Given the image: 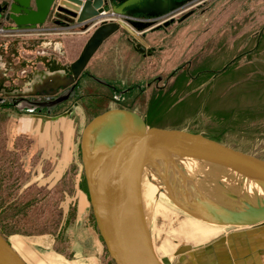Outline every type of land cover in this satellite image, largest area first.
Listing matches in <instances>:
<instances>
[{"label":"rangeland","instance_id":"obj_1","mask_svg":"<svg viewBox=\"0 0 264 264\" xmlns=\"http://www.w3.org/2000/svg\"><path fill=\"white\" fill-rule=\"evenodd\" d=\"M172 15L174 19L168 25L138 34L154 48L152 57L139 59L126 41L129 32L124 27L95 53L86 72L117 77L121 81L115 83L118 89L134 87L122 95L101 83H85L87 76L81 78L79 92L109 93L110 97L94 111L89 102L79 106L71 116L70 136L62 134L58 141L53 139L59 145L66 139L73 142L74 156L68 167L56 172L60 154L57 160L54 154L52 158L47 157L49 152L45 154V150L52 151L51 141L41 144L36 136L27 134V125H21L17 118L16 113L21 112L18 107L0 105V231L29 264H86L89 256H96L101 264H115L93 212L81 144L87 124L109 109H130L142 115L148 125L203 133L264 159V0H185L178 13ZM97 21L90 22V32L84 25L70 30L52 29L67 32L52 35V48L63 54L59 57L61 67L80 55L89 35L100 24ZM5 34L0 36V85L20 88L30 83L33 71L45 68V62L39 60L40 46L22 44L20 33ZM41 34L23 37L40 41L44 37ZM17 41L19 48L15 49ZM119 45L124 49H117ZM157 77L159 81L154 83ZM130 81L141 82V92L137 83ZM68 105L57 108L53 116ZM159 181L164 188L163 180ZM236 182L232 190L243 194L244 184ZM192 186L212 197L204 186ZM178 196L184 199L180 192ZM242 196L241 201L227 199L226 195L225 199L233 207L257 202ZM144 201L151 206L148 225L156 252L174 256L173 264H193L197 259L191 255L198 247L264 226H228L222 230L217 223L202 224L168 199L153 197L152 201Z\"/></svg>","mask_w":264,"mask_h":264},{"label":"water","instance_id":"obj_2","mask_svg":"<svg viewBox=\"0 0 264 264\" xmlns=\"http://www.w3.org/2000/svg\"><path fill=\"white\" fill-rule=\"evenodd\" d=\"M90 6L94 7V11L83 14ZM183 6L184 2L179 0H9L0 6V22L7 20L20 28L34 29L44 25L55 10L59 17L71 20L79 17L78 21L88 18H92L91 21L96 20L104 11L110 10L133 18L143 15L152 20H129V23L100 21L80 56L71 66L60 67V70L56 71L35 70L30 81L35 90L29 89L18 94L55 95L59 87L65 88L79 77L103 41L120 30L121 26L135 37H139L138 34L143 30L159 28L162 24L168 25L169 21L174 19L172 13H178ZM161 17L167 18L157 22ZM5 66L4 63L3 67ZM66 69L71 73L67 74ZM12 94L13 92H9L4 95ZM24 101L41 108L48 107L49 111L61 102L60 99L47 103L26 98ZM98 139L102 150L97 158L91 161L90 151L93 145L99 143ZM81 144L93 212L107 251L115 264L174 262V256L160 260L144 212L141 195L142 171L151 164L159 167L157 171L154 170L156 174L163 175L164 170L170 169L183 174L186 169L181 160H197L203 164V172L199 177H217L215 184L227 191L224 192L227 199L230 197L241 201L242 195L248 199L252 197L247 191H241L243 194H239L232 190L233 188L222 179L237 180L239 186L245 181L255 183L263 189V194L256 193L257 202L253 204L250 201L242 207H233L228 204L227 199L216 200L198 190H184L183 192L189 193L181 200L178 196L181 191L172 187L170 181L165 186L169 190L170 198L181 209L204 221L233 226H255L264 223V159L254 154L234 148L203 133L150 126L142 115L126 108L109 109L95 116L85 127ZM164 178L170 179L166 173L162 179ZM183 184L187 186L186 182ZM0 264H29L1 231Z\"/></svg>","mask_w":264,"mask_h":264},{"label":"flooded vegetation","instance_id":"obj_3","mask_svg":"<svg viewBox=\"0 0 264 264\" xmlns=\"http://www.w3.org/2000/svg\"><path fill=\"white\" fill-rule=\"evenodd\" d=\"M179 1L184 2L185 0H179ZM7 2H9V0H0V6L2 7ZM54 12H55L54 15L52 14V16H50L49 20L44 25H42V26H44L43 31L44 32L46 31V32L45 33L43 32L44 34H41L42 32L40 33L41 35L44 36L42 38H39V39H41L40 41L37 38L26 39V37H23L25 35H22V38H19V39H22V41H21L22 44L23 43L27 44V42H30L31 46H35V45L40 46V54L41 55L39 56V58H41L45 62V68H40V69H36V70H45V71H47V70H50V71L60 70L62 63H61V58H59V57H60V55L63 56V54H60L58 51H56L54 49V47L52 48L53 41H54L53 40L54 38H52V35H62V34H65L67 32H59L57 30L52 31L53 28L54 29H61L62 28L61 30H70L72 28H76L77 25H80V26L84 25L83 23H77L78 22L77 20H71V19L59 17L57 15V10H55ZM69 18H71V17H69ZM127 20L128 21L129 20L141 21V22L142 21H144V22L152 21L150 17H146L143 15H136L135 18L129 17V18H127ZM3 21H7V20H2V22H0V26L4 25L7 27H12L14 25L10 21H8V22H10V24H8V25L4 24ZM156 21L161 22V21H163V19L162 20H156ZM90 22H92V21H90ZM90 22H88L84 25V26H86V29L89 30L88 32H90L93 29V26L89 25ZM47 23L51 24V25L47 26V28H46ZM129 25H131V24H129ZM121 28H122V26H121ZM151 29H156V28L153 27ZM93 32L89 35L87 41L92 36ZM81 33H85V32H81ZM115 33H113V34H115ZM112 35H110L108 38H110ZM108 38H106L103 41V43ZM126 39H127L126 41H129L130 47L136 53H138V55L140 56L139 59H142L143 56H145V57H147V56L152 57L153 56L154 48H152V47L150 48L149 45L145 44V42H143L138 37H135L133 34H131L129 32V36ZM19 43L20 42H18V41L14 43L15 49L19 48ZM60 44L58 43V44H56V46L60 47L61 46ZM102 44L100 45V47L102 46ZM139 44H141V46H139ZM28 46H30V44ZM143 46H144V50H142ZM99 48L96 50V52L99 50ZM50 49H52L51 52H49ZM53 52H55V53H53ZM56 53H58L59 55H57ZM95 53L93 54V56L95 55ZM93 56L91 57V59L93 58ZM76 59H74L72 62H70V64H67L66 66H71V64ZM91 59L89 60V62L91 61ZM20 60L24 61V57H20ZM89 62L86 65V67L84 68V70L82 71V73L79 75V77L76 80H74L73 83H71L69 86H67L65 88L59 87L57 89L56 94L53 96H48L46 94L41 95L39 93L35 96H25L22 94L19 95L18 93H20V92L23 93L24 91L29 90V89L35 90L30 85V83H27L20 88L17 87V88H13V89H9V88H7L1 84L0 85V99H1L0 105L1 104L6 105L8 103L11 106H15V107H19V108L21 107L22 109H24L26 111L45 113L46 116L50 117V116H53V113L56 111L57 108L68 103L70 105H68L64 110L59 111L57 116H60L61 118H68V117L71 118V116H73L74 112L79 108V106L84 107L85 103L89 102V104H91L90 105L91 110L94 111L96 108H99L101 105H103L106 100H109V97H110L109 93H97L95 91H90L88 93L87 92L88 90L87 91L85 90V92H82V93L79 92L78 91V85H79V83H82L81 78L84 76H87V81L85 83H101L102 85H106V87L110 88L113 92H120L122 95H126L127 93H129L133 89L132 87H134V85L132 87H125L123 89H118V86L115 83H121V81H117L116 80L117 77H115V76H112V77L107 76V75L97 76V75H95V72H93V71L86 72L89 69L88 68ZM63 66H65V65H63ZM65 71L67 74L71 73V71H69L68 69H66ZM26 73H28V71ZM122 75L124 77H126L125 72ZM157 81H159L158 77L156 79V82H154V83H157ZM128 83H137V81H130ZM138 83H137V86H138L137 88L139 89V92H141L140 90L142 88V85L140 84L141 82H138ZM147 83H149L148 86L149 85L151 86V83H153V82L151 80H149ZM86 87H87V89L90 88L89 85H87ZM83 91H84V89H83ZM9 92H13V94L10 96L4 95L5 93H9ZM139 95H141V93ZM21 98L23 100H20ZM25 98L29 99V100L35 99L37 101H45L47 103L55 102L57 100L59 101V99H60L61 102H59L54 108L50 109V111H49L48 107H42L41 108L39 105L35 106L34 104H30V103L25 102L24 101ZM93 104H95V105L93 106Z\"/></svg>","mask_w":264,"mask_h":264},{"label":"crops","instance_id":"obj_4","mask_svg":"<svg viewBox=\"0 0 264 264\" xmlns=\"http://www.w3.org/2000/svg\"><path fill=\"white\" fill-rule=\"evenodd\" d=\"M78 18L76 19L77 21ZM91 19L92 18H88L83 21H78L77 23H83L85 25L90 22ZM3 22L7 25L10 24L8 21ZM113 36L114 35H112L111 38ZM117 49L123 50L124 47L119 45ZM39 60H41V58H39ZM18 110L21 112L16 113L17 118L20 120L21 125H27V134L36 136L41 144L48 140L51 141L52 151L45 150L46 155L48 152L50 153L47 157L52 158L51 155L54 154L55 160H57L59 158L57 154H60L58 163L56 161V172L59 171L60 167H68V164L74 156L73 142H71V139H69L70 142L66 139V142H60L59 145L56 141L54 142L53 139L58 141V136L62 134L70 136L69 133L72 130L70 129V123L73 119L70 117L61 118L60 116H50V118H47L48 116H46L45 113L26 111L21 107H18ZM67 125L70 126L68 127L70 130L67 129ZM257 226L258 225L241 227L253 228ZM262 231H264V226L255 228V231L254 229L250 231L248 230L246 234H236L233 235L232 238H226L220 241L216 240V242L203 247L197 246L199 250L198 248L195 249L197 251L195 254L193 253L194 255H191L193 259H197L193 264H203L199 263V261L202 260H205L206 264H264V237H262L264 236V233H262ZM237 237L247 238L239 239ZM78 250L83 251L79 248L77 251ZM85 259H88L86 264H101L96 256H89Z\"/></svg>","mask_w":264,"mask_h":264},{"label":"bare ground","instance_id":"obj_5","mask_svg":"<svg viewBox=\"0 0 264 264\" xmlns=\"http://www.w3.org/2000/svg\"><path fill=\"white\" fill-rule=\"evenodd\" d=\"M69 3H71V2H69ZM91 11H94L93 6L87 7L83 11V14H85V15L90 14V13H92ZM109 16H110L109 14L104 15V17H109ZM98 142L99 143L97 145L92 146L93 149L90 151L89 160H91V161L95 160L97 158V156L101 153L102 146H101V142L99 139H98ZM181 161H182L181 164L186 169L183 174L179 173L178 171L171 170V169L169 171H166L163 169L164 170L162 173L163 175L156 174V173H154L155 172L154 170H156L157 168L159 169V167H157L154 164L153 165L151 164L150 166H146L144 168V170L142 171L141 195H142V203L144 206V212H145L147 223H150V219H151V215H150L151 214V211H150L151 206H150V204H146L144 200L152 201L153 197H154V199H156V197H157L158 200H160V201H165L166 199H168L171 201L170 203H175L173 200H171V198L169 196L170 193H169L168 188L166 186L164 188H161L162 186H161L159 180H161L165 176V173H166V176H168L170 179L164 178V179H162L163 180L162 183L168 185V182L170 181V185H172V187L175 186V188L180 190L181 191L180 193H182V195L186 196V194L189 193V192L188 193L183 192L184 190L192 191L193 190V188H192L193 183L192 182H196V184L199 185L200 187H201V185L204 186L205 189L207 190L206 193L208 195L211 194V196L214 197L216 200L218 198V200L221 201V200H224L226 198L224 192H227V191L223 190L219 185H217L215 183L214 184L211 183V181H213V180L215 181V179H217V177H211V179H205V178H207V177H205V178L200 179L199 174L203 172V164H201L197 160L190 159V158H185V159H182ZM83 166H84V164H83ZM224 180H226L228 186H230V187L234 186V184H237L236 180H234L235 182L231 179H228V178H224L223 181ZM183 182L184 183L186 182L187 186L186 185L182 186L181 184ZM184 187H186V188H184ZM244 189H245V191H247V194L250 195V197H252L251 199L255 198L256 193L260 194V195L263 194V189L251 181H245L244 182ZM172 190H174V189H172ZM200 190H201V188H200ZM161 205H162V202H161ZM173 206L174 207L176 206L177 208L181 209L176 203ZM183 212H184V210H183ZM184 213L188 214L186 211ZM200 221L202 222V224H204V223L207 224V222H208V221H204L203 219H200ZM216 225L221 226L223 228L222 230L226 229L228 226H233V225H222V224H216ZM259 225H261V224H259ZM239 227H241V226H239ZM232 242H233V240H232ZM153 244H154V248L156 250L157 247H155L156 244L154 243V240H153ZM157 254H158V252H157ZM158 256H159L160 260H162L163 257H168L165 255L161 256L159 254H158ZM182 259H180V260H182Z\"/></svg>","mask_w":264,"mask_h":264},{"label":"built area","instance_id":"obj_6","mask_svg":"<svg viewBox=\"0 0 264 264\" xmlns=\"http://www.w3.org/2000/svg\"><path fill=\"white\" fill-rule=\"evenodd\" d=\"M55 12H53V15H54ZM109 14L110 16L109 17H104V15H107ZM127 18H129L127 15H122V14H117L115 12H113L112 10L108 11V12H105L99 16V18H97V22L99 23L100 21L102 20H106V21H115V22H125V23H128V20ZM95 21V20H93ZM96 25V24H94ZM43 26H39L37 28H20L16 25H13L12 27H7V26H4V25H1L0 26V36H6L5 33H8V32H12V35H15L16 33H20V35H33V34H39L43 31Z\"/></svg>","mask_w":264,"mask_h":264}]
</instances>
